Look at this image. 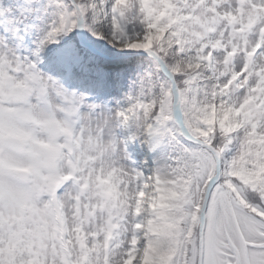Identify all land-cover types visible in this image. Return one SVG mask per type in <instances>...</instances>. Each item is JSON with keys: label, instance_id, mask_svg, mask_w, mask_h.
<instances>
[{"label": "snow or ice", "instance_id": "6c2138e0", "mask_svg": "<svg viewBox=\"0 0 264 264\" xmlns=\"http://www.w3.org/2000/svg\"><path fill=\"white\" fill-rule=\"evenodd\" d=\"M0 264H264V0H0Z\"/></svg>", "mask_w": 264, "mask_h": 264}]
</instances>
